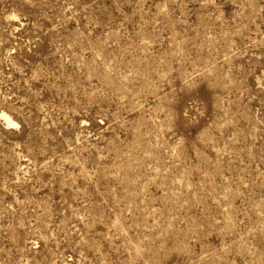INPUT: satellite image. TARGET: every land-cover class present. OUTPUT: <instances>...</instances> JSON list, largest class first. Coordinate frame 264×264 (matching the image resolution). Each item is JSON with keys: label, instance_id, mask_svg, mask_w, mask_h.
<instances>
[{"label": "rangeland", "instance_id": "1", "mask_svg": "<svg viewBox=\"0 0 264 264\" xmlns=\"http://www.w3.org/2000/svg\"><path fill=\"white\" fill-rule=\"evenodd\" d=\"M0 264H264V0H0Z\"/></svg>", "mask_w": 264, "mask_h": 264}]
</instances>
